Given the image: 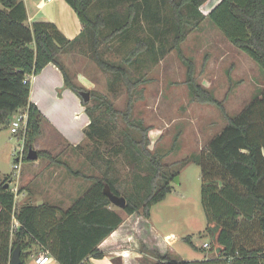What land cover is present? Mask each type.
I'll use <instances>...</instances> for the list:
<instances>
[{
  "label": "trees",
  "instance_id": "16d2710c",
  "mask_svg": "<svg viewBox=\"0 0 264 264\" xmlns=\"http://www.w3.org/2000/svg\"><path fill=\"white\" fill-rule=\"evenodd\" d=\"M65 1L83 24L82 32L73 40L53 23L30 24L23 0H0V127L11 125L20 112L28 113L24 160L31 162L27 152L41 137L46 120L30 101L31 77L55 64L63 73L65 87L81 99L89 118L85 140L94 145L87 160L95 168L104 164L106 172L102 177L88 176L67 167L70 175L91 185L66 211L51 205L17 207L11 187L5 188L9 179H5L0 185V264H10L17 246L21 247L26 264L27 253L36 244L46 248L60 264H89L90 258L102 259L105 255L100 245L124 223L118 211L109 209L112 204L104 194L106 185L115 195L126 198L123 211L127 215L144 219H149L152 207L171 193L176 175L169 174L162 157L149 150L151 129L131 120L135 94L145 82L135 78L131 68L142 64L143 56L154 58L156 40L137 37L134 47L120 61L105 58L114 42H128L134 30L142 29L141 20L159 15L154 2L169 11L171 26L168 32L161 33L164 37L170 33L171 50L187 68L185 83L193 100L216 106L227 126L210 141L201 163L202 205L207 232L213 238L212 249L199 262L173 261L168 255L157 253L158 259L152 264H264V91L237 117L229 116L224 102L198 83L194 61L182 48L190 32L208 20L264 72V0H221L207 15L201 8L208 0H117L114 12H109L112 0H107L106 5L102 4L107 13L95 15H90L89 9L97 0ZM119 7L121 12L117 13ZM82 43L87 44L96 65L114 83L125 87V111L115 109L112 100L98 91L90 92L89 102L81 97L85 89L73 83L61 57ZM119 118L140 132L141 141L129 132L117 130ZM112 133L117 136L112 153L123 157L134 169L147 171L133 176L131 191L123 189L118 178L111 176L114 161L105 157L97 144ZM38 155L39 160L56 161L49 151ZM14 220L19 227L11 239Z\"/></svg>",
  "mask_w": 264,
  "mask_h": 264
},
{
  "label": "rangeland",
  "instance_id": "374dc122",
  "mask_svg": "<svg viewBox=\"0 0 264 264\" xmlns=\"http://www.w3.org/2000/svg\"><path fill=\"white\" fill-rule=\"evenodd\" d=\"M103 3L106 5L107 0L94 2L89 9L90 15L107 13L102 8ZM154 5L159 8V15L149 20H141L142 29L134 30L128 42H114L105 53V58L114 62L120 61L134 47L137 37L150 36L156 40L154 58L143 56L144 62L131 68L135 78L145 81L135 94L131 120L133 124L141 122L151 129L149 150L162 157L167 172L175 174L176 178L171 183L172 191L167 198L152 207L149 219L137 215L129 216L123 209L116 206L113 208L124 220L122 234L128 233V240L131 244L137 243L138 251L147 252L148 249L143 243L152 248L154 241L151 239V228L154 227L159 240H164L166 235L176 237L175 250L180 258L197 261L209 254L204 249V244H211L213 241L212 235L207 232L208 224L202 205L201 163L203 154H207L210 141L226 128L227 120L216 106L193 100L185 83L187 68L177 53L171 50L170 33L165 37L161 33L168 32L171 26L169 11L159 3L154 2ZM120 9L121 7L117 13L121 12ZM182 48L185 55L194 61L198 83L224 102L229 116L237 117L252 101L261 97L264 91L263 70L248 54L236 48L210 21H205L198 30L191 31ZM61 63L73 83L84 88V92L98 91L112 100L115 109L125 111L128 100L125 87L114 83L113 78L96 65L90 57L87 44L82 43L75 51L62 55ZM81 108L86 115L85 107L82 105ZM117 128L118 131L131 133L137 141H141L140 132L134 127H127L122 118L117 120ZM5 134L0 136V181L15 179L14 176L19 171L14 166L18 163L17 159L21 158L23 148L21 135H11L10 132ZM56 135L50 134L41 147L35 144L33 146L38 152L47 149L56 160H39L40 165H36L33 170V190H38L43 181L50 183L53 178L74 189L76 186L86 189L91 184L70 175L67 167L88 176L104 175V164L95 168L87 160L94 145L93 141L86 139L80 147L72 148L60 144L61 137L57 133ZM108 137L97 144L104 151L105 157L114 161L111 176L118 178L123 189L131 191L133 176L144 175L147 171L142 168L134 169L123 157L112 153L110 149L117 136L112 133ZM21 163L20 173L33 166V162L24 159ZM145 166L146 164L142 165ZM10 187L15 188L16 182L13 181ZM255 243L256 246L260 245L259 242ZM154 258H157L156 250H148V254L144 256L145 263L142 264H152ZM29 263L30 260L26 261V264Z\"/></svg>",
  "mask_w": 264,
  "mask_h": 264
},
{
  "label": "crops",
  "instance_id": "0c3cea01",
  "mask_svg": "<svg viewBox=\"0 0 264 264\" xmlns=\"http://www.w3.org/2000/svg\"><path fill=\"white\" fill-rule=\"evenodd\" d=\"M116 1L117 0H112V3H109L111 7L109 12H114ZM23 2L27 9L30 24L37 22L53 23L70 40L79 36L83 30V24L79 20L77 14L65 0H23ZM220 2L221 0H208L202 6L201 11L207 15ZM30 101L37 105L46 119L42 127V135L36 141L35 146L41 147L44 141H47V137H50V134L56 135V133L61 137L60 144L76 148L84 143V132L90 121L82 111L80 98L65 87L63 73L55 64H49L39 75L31 77ZM5 132H10L11 135H14L11 132V125L0 127V136H3ZM5 137H8V134H5ZM42 150L47 151V149ZM24 157L25 152L23 159ZM32 165V168L22 173H20V165V170H18L19 173L14 176L15 179H9L8 183L10 185L13 181L16 182L18 193L15 197V204L17 207L51 205L66 211L73 205L76 199L84 195L91 185L86 187V189H79L78 186L74 189L70 185L60 184L59 180L53 178L50 183H44L43 181L38 190H33L31 188L35 179L33 170H35L36 165H40L39 160L33 162ZM2 182L3 181H0V185ZM113 206L114 205L110 206L109 209L115 210ZM143 223L145 222L143 221ZM124 224L125 223H123L121 229L115 231L100 245L99 249L104 253V258H90L87 261L89 264H139V261L141 262L140 264H142V262L145 261L144 256L147 255L148 250L150 251L151 249H155L158 254L168 255L173 261L199 262L206 258L204 257L197 261H187L180 258L175 250L176 237H174V235H166L163 237L164 240H159L157 238L158 233L154 227L151 228V232L153 233L151 239H153L154 245L150 249L148 245L146 246V243H143V246L148 250L147 252H140L138 251L137 243L131 244L130 240H128V233L122 234ZM16 226L19 227V223L14 220L13 227ZM15 229L17 230V228ZM13 235L14 233H11V239H13ZM169 239H172V241L168 242ZM45 250L47 249L41 244H36L33 249L27 253L28 258L26 261L30 260L29 264H36L35 260ZM48 255L50 257L48 264H60L51 253ZM116 259L119 262H117ZM138 259L140 260L138 261ZM157 259L158 258H154L153 261L156 262Z\"/></svg>",
  "mask_w": 264,
  "mask_h": 264
},
{
  "label": "built area",
  "instance_id": "2783aa9c",
  "mask_svg": "<svg viewBox=\"0 0 264 264\" xmlns=\"http://www.w3.org/2000/svg\"><path fill=\"white\" fill-rule=\"evenodd\" d=\"M48 1H52V0H48ZM27 122H28V113L27 112H20L19 114H17V116L15 117V119L12 121V124H11L12 134H14L16 136L21 135L22 136L21 139L23 141V148L21 150V153H22L21 158L17 159L18 163L14 166L15 170H20L21 161L23 160L22 156L24 155V152H25V137H26V133H27ZM11 190L16 197L17 193H18V189L15 187ZM17 226L12 228L11 233H14L16 231L15 228H18ZM169 241H172V239H169L168 242ZM204 249L206 251H210L212 249V245L206 243V244H204ZM48 254H49V252L47 250H45L42 254H40L37 257V259L35 260L36 264H48L49 259H50ZM215 254H217V252H215Z\"/></svg>",
  "mask_w": 264,
  "mask_h": 264
},
{
  "label": "water",
  "instance_id": "95a60500",
  "mask_svg": "<svg viewBox=\"0 0 264 264\" xmlns=\"http://www.w3.org/2000/svg\"><path fill=\"white\" fill-rule=\"evenodd\" d=\"M81 97L84 99L85 102L90 101V93L89 92H81ZM27 159L31 162H36L39 160L38 152L33 148H29L27 153ZM9 183L5 185V188H9ZM104 194L109 198L112 205L116 206L117 208L124 209L127 205V200L123 196L115 195L110 186L106 185L104 188ZM10 264H23L22 260V250L20 246H17L12 254Z\"/></svg>",
  "mask_w": 264,
  "mask_h": 264
}]
</instances>
